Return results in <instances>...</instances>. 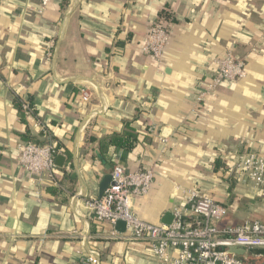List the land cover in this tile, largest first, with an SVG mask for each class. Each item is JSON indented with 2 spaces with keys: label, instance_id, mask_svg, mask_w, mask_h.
Instances as JSON below:
<instances>
[{
  "label": "crops",
  "instance_id": "1",
  "mask_svg": "<svg viewBox=\"0 0 264 264\" xmlns=\"http://www.w3.org/2000/svg\"><path fill=\"white\" fill-rule=\"evenodd\" d=\"M41 5L0 0V264H171L174 250L158 256L92 217L88 200L100 197L107 164L156 168L149 195L134 200L150 222L171 223L192 189L226 206L221 225L264 221V183L242 167L249 152L264 154V0ZM159 18L172 37L156 60L144 45ZM229 52L246 61V75L213 86L215 59ZM17 97L31 112L20 113ZM126 122L139 134L132 151L109 139ZM42 132L64 147L56 181L19 163V147Z\"/></svg>",
  "mask_w": 264,
  "mask_h": 264
},
{
  "label": "built area",
  "instance_id": "2",
  "mask_svg": "<svg viewBox=\"0 0 264 264\" xmlns=\"http://www.w3.org/2000/svg\"><path fill=\"white\" fill-rule=\"evenodd\" d=\"M50 0H41L44 11ZM172 29L165 18L157 19L151 26L144 48L156 60H161L166 51ZM216 78L213 86L222 81L237 80L246 75V61L227 53L215 59ZM88 96V93H84ZM23 108L31 112V104L26 101ZM45 143L28 142L19 147V163L29 173L46 175L56 181L58 166L55 159L64 149L57 147L52 134ZM242 167L254 181L256 187L264 183V154L251 151L246 155ZM156 168L145 167L127 170L116 165L112 170V181L100 197L88 200L92 217L107 222L116 228L120 221L131 236L149 243L154 253L163 257L172 249L176 257L171 264H255L246 256H238L226 251H218V246H237L246 250L264 249V221L248 219L236 225H221L227 208L213 196L199 189L189 191L185 204L174 208V219L169 224L154 223L142 218L134 209L136 197H146L151 192ZM260 256V255H258ZM82 261L91 263L89 257ZM264 264V263H263Z\"/></svg>",
  "mask_w": 264,
  "mask_h": 264
},
{
  "label": "trees",
  "instance_id": "3",
  "mask_svg": "<svg viewBox=\"0 0 264 264\" xmlns=\"http://www.w3.org/2000/svg\"><path fill=\"white\" fill-rule=\"evenodd\" d=\"M168 18H169V15H168ZM16 102L20 110V113L24 114L23 102L21 101V97H17ZM30 104H32V102ZM31 106H33V104ZM41 136H42L41 138H36V139L32 136H28L27 140L33 143H45L47 142V140H49L45 133L42 132ZM138 136H139L138 131L131 125L130 122H126L123 132L114 133L109 136V139L112 145L132 151L136 143L138 142L137 141ZM93 140H95V137L93 138ZM57 147L64 148L60 142H57ZM72 182H73V179H70V178L63 180V183L65 184L67 188L71 187V185L73 184ZM49 191L55 196H57L60 200H67V194L62 187L52 185L49 188Z\"/></svg>",
  "mask_w": 264,
  "mask_h": 264
},
{
  "label": "water",
  "instance_id": "4",
  "mask_svg": "<svg viewBox=\"0 0 264 264\" xmlns=\"http://www.w3.org/2000/svg\"><path fill=\"white\" fill-rule=\"evenodd\" d=\"M55 162L57 164L58 167H63L65 165L66 162V157L64 156V154H58ZM112 170L113 167L111 164H107L106 165V169H105V174L104 177L100 183V196H102L105 192V190L107 189V187L112 184L115 185V182L112 181ZM116 228L118 229H125V225L122 222H118ZM218 251H228L231 254H236L238 256H245L246 254H253V255H261L264 256V249H251V250H246L243 247H237V246H230V247H225V246H218L217 247Z\"/></svg>",
  "mask_w": 264,
  "mask_h": 264
}]
</instances>
